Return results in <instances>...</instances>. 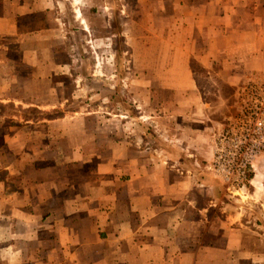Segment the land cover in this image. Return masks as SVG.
Returning <instances> with one entry per match:
<instances>
[{
  "label": "crops",
  "instance_id": "0c3cea01",
  "mask_svg": "<svg viewBox=\"0 0 264 264\" xmlns=\"http://www.w3.org/2000/svg\"><path fill=\"white\" fill-rule=\"evenodd\" d=\"M137 2L134 22L147 33L134 56L151 83L143 111L153 110L157 94L181 102L133 119L134 144L106 124L105 134L86 130L49 152L40 141L34 154L44 157L29 167L31 182L0 196V264H264V156L252 186L223 201L208 167L220 122L207 116L191 68L200 63L239 89L264 80V0ZM1 5L0 41L19 36L16 19L29 13L23 3L14 15L12 0ZM40 31L19 49L0 42V79H10L3 105L58 108L42 105L41 86L72 76L71 63L50 41L43 47L51 54L40 55ZM17 80L37 86L36 96ZM194 160L207 168H194ZM199 189L211 195L207 204L189 198Z\"/></svg>",
  "mask_w": 264,
  "mask_h": 264
},
{
  "label": "rangeland",
  "instance_id": "374dc122",
  "mask_svg": "<svg viewBox=\"0 0 264 264\" xmlns=\"http://www.w3.org/2000/svg\"><path fill=\"white\" fill-rule=\"evenodd\" d=\"M2 1L0 0V7ZM12 1L14 12L11 15L18 11L17 7L21 3L25 9L28 7L29 13L16 19L19 36L1 39L0 42L10 43V49H19L23 43L33 38L28 39V34L40 29L41 35L34 37L40 39V55L48 57L51 54L50 48L43 47L48 41L56 45V48L61 45L60 61L69 60L72 76L62 73L56 79L46 81L51 85L41 86L42 105L58 106L46 111L32 107L23 109L16 102L3 105L2 100L9 96L10 79H0V196L4 198L17 194L22 186L31 182V174L27 173L29 167L33 168L44 157V154H34V148H38L40 141L43 142V152H49L60 147L66 139L84 136L86 130L98 131L99 134L102 131L105 134L106 124L109 128L118 125L121 131L117 137L126 145L128 141L134 144L135 134L140 132L133 119H140L139 115H149L150 111L155 115L159 112L156 110L162 108L161 105L181 102L178 96L157 94L153 110L148 109V113L143 111L148 104L151 83L143 79L145 68L134 56L135 50L140 52L142 49L145 43L143 35L146 32L134 22L137 15L133 12L137 0ZM65 44L68 46L65 47ZM14 55L18 57L21 53ZM191 68L195 73L201 98L208 106L207 116L220 122L214 128L215 153L221 138L231 130V124L241 120L243 102L252 96L249 92L246 96L247 90L244 88L249 84L254 85L255 80L251 83L247 81L242 89L233 88L212 69L200 63H191ZM0 74L5 75L2 67ZM17 84L19 89L27 86L32 98L36 96L37 86L24 85L21 80H17ZM42 120L50 123H39ZM157 133L161 134V131ZM45 134L47 138H44ZM45 141H49L47 145ZM229 145L226 144L223 150H229ZM176 152L181 153L180 149ZM262 156L249 167L244 179L234 176L229 180L225 173L219 174L214 170V159L212 160L211 165H208L209 171L214 175V184L221 187L223 201L232 202L234 197L241 198L238 192L252 186L254 167ZM193 162L194 165L192 163L191 166L194 168L201 171L207 168L203 163L199 168L197 161ZM188 196L192 200L196 199L200 205L207 204L212 199L205 189L196 190ZM3 210L5 211V206Z\"/></svg>",
  "mask_w": 264,
  "mask_h": 264
},
{
  "label": "built area",
  "instance_id": "2783aa9c",
  "mask_svg": "<svg viewBox=\"0 0 264 264\" xmlns=\"http://www.w3.org/2000/svg\"><path fill=\"white\" fill-rule=\"evenodd\" d=\"M252 96L243 102L241 120L234 121L231 130L219 141L214 153L213 168L219 174L244 179L249 167L264 155V80H256L247 88ZM229 150H223L226 144Z\"/></svg>",
  "mask_w": 264,
  "mask_h": 264
}]
</instances>
